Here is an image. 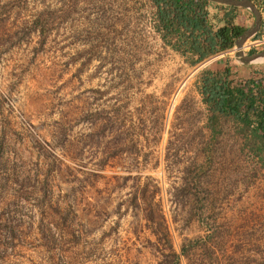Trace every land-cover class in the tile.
<instances>
[{"label": "rangeland", "instance_id": "1", "mask_svg": "<svg viewBox=\"0 0 264 264\" xmlns=\"http://www.w3.org/2000/svg\"><path fill=\"white\" fill-rule=\"evenodd\" d=\"M153 12L0 0V264H264L257 141L231 119L210 140L197 89L211 69L256 91L264 59L234 46L191 66L162 46ZM253 35L245 55L264 49Z\"/></svg>", "mask_w": 264, "mask_h": 264}, {"label": "trees", "instance_id": "2", "mask_svg": "<svg viewBox=\"0 0 264 264\" xmlns=\"http://www.w3.org/2000/svg\"><path fill=\"white\" fill-rule=\"evenodd\" d=\"M153 12V31L164 48L179 54L191 66L225 51L231 50L246 30L234 22L230 13L217 16L212 9L217 5L209 0H150ZM256 53L255 49L248 55ZM227 74V73H226ZM203 69L197 89L208 110L206 126L210 140L221 133L222 119H231L243 129H250L256 139L249 146L253 155L264 162V86L246 90L235 86L228 75ZM210 159L209 145L205 147Z\"/></svg>", "mask_w": 264, "mask_h": 264}, {"label": "water", "instance_id": "3", "mask_svg": "<svg viewBox=\"0 0 264 264\" xmlns=\"http://www.w3.org/2000/svg\"><path fill=\"white\" fill-rule=\"evenodd\" d=\"M209 1L216 2V3H222V4L230 5V6H248L253 10V13L255 16V23L254 25L246 29L241 34V36L236 40V44H235L237 48L236 55H237V58H239L241 61H244V62L253 61L256 58L264 57V49L252 55H245L242 50L245 40L251 35L255 34L261 26V15L257 7L255 6V4L253 3V1L252 0H209Z\"/></svg>", "mask_w": 264, "mask_h": 264}, {"label": "built area", "instance_id": "4", "mask_svg": "<svg viewBox=\"0 0 264 264\" xmlns=\"http://www.w3.org/2000/svg\"><path fill=\"white\" fill-rule=\"evenodd\" d=\"M255 6L257 7L261 15V26L258 31L252 36L253 40L250 43V46L257 49L264 48V0H252Z\"/></svg>", "mask_w": 264, "mask_h": 264}, {"label": "crops", "instance_id": "5", "mask_svg": "<svg viewBox=\"0 0 264 264\" xmlns=\"http://www.w3.org/2000/svg\"><path fill=\"white\" fill-rule=\"evenodd\" d=\"M215 8V7H214ZM229 8V7H228ZM241 7L235 6L234 9H232L233 12H231V9L229 8L228 11L224 12L225 16L228 14H232L234 16V22H236L239 25L244 26V19L241 18L240 14H237L238 11H240ZM216 10V9H214ZM213 11V10H212ZM217 11V10H216ZM220 16L224 17V15L220 14ZM255 18V16H254Z\"/></svg>", "mask_w": 264, "mask_h": 264}, {"label": "bare ground", "instance_id": "6", "mask_svg": "<svg viewBox=\"0 0 264 264\" xmlns=\"http://www.w3.org/2000/svg\"><path fill=\"white\" fill-rule=\"evenodd\" d=\"M263 59H264V57L256 58L254 61H261V60H263Z\"/></svg>", "mask_w": 264, "mask_h": 264}]
</instances>
